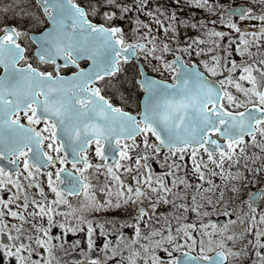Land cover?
<instances>
[{
    "label": "snow or ice",
    "instance_id": "obj_1",
    "mask_svg": "<svg viewBox=\"0 0 264 264\" xmlns=\"http://www.w3.org/2000/svg\"><path fill=\"white\" fill-rule=\"evenodd\" d=\"M183 7L0 0V264H264V0Z\"/></svg>",
    "mask_w": 264,
    "mask_h": 264
},
{
    "label": "rangeland",
    "instance_id": "obj_2",
    "mask_svg": "<svg viewBox=\"0 0 264 264\" xmlns=\"http://www.w3.org/2000/svg\"><path fill=\"white\" fill-rule=\"evenodd\" d=\"M4 2L10 3V0H4ZM154 2H155V0H154ZM160 2L161 3H169L170 6L177 11L179 18L183 19V20H188L190 17H195L197 20H199V19H204V20L217 19V17L209 16V14L204 13L203 11H201L199 9L183 7V0H181L182 10H181V8H177V6L174 3H171V0H160ZM220 2L223 4H226V5L232 4V6H235L237 4H247V0H224V1L220 0ZM242 23H247V24L251 25V24H255L256 22L255 21H244ZM208 27H212V25L209 24ZM216 27L220 31H225V32L230 31L228 28L224 27L223 25L217 24ZM179 31H180L182 40L185 39L187 36L199 35V33L196 30L190 29V28L186 27L185 25H180ZM233 35H235V33H233ZM161 39H163V37H161ZM168 58L170 59L171 57L169 56ZM141 59L143 60V58H141ZM236 59L239 60V57L237 56ZM143 62L151 70V65L145 60H143ZM137 68H138V66H136V64H130V65L126 66V75L120 77V81L124 85L123 88H121V91H124L125 89L127 90L126 94L131 95V99H132L131 102L132 103H134L135 97L138 96L137 90L133 87V84H132V77L136 74ZM166 76H167V74H166ZM134 104H136V102ZM205 159H206V157H205ZM94 162H95V160H94ZM153 167L155 168L156 172H158V173L166 171L165 169H162L159 166V163H155L153 165ZM180 175H184V173H180ZM249 176H250V174H249ZM169 178H171V177H169ZM187 178L191 179L192 181L194 180L193 182L195 183V178L192 176L190 167H189L188 172H187ZM215 182L220 183L219 179H216ZM253 184L254 183L246 184L244 186V188H250V187H252ZM204 187H207V185H204ZM218 194H219V189L217 190V195ZM228 196L232 197L233 194L231 192H228ZM215 198L216 197L213 196V199H215ZM231 207L232 206H229V210H231ZM243 211L246 212L247 209L243 210Z\"/></svg>",
    "mask_w": 264,
    "mask_h": 264
},
{
    "label": "flooded vegetation",
    "instance_id": "obj_3",
    "mask_svg": "<svg viewBox=\"0 0 264 264\" xmlns=\"http://www.w3.org/2000/svg\"><path fill=\"white\" fill-rule=\"evenodd\" d=\"M38 6V5H37ZM26 44H27V42H25ZM128 87V86H127ZM169 180H171V178H168ZM188 180H189V178H187ZM191 182V181H190ZM192 183H194L193 181H192ZM262 187H264V183H262V184H256V183H254L253 185H252V187H250V188H244L243 189V193H242V195H241V200H246L247 199V194L249 193V192H256L257 191V189L258 188H262ZM234 206H236V207H238L239 208V206H240V201H235V205ZM261 207L262 208H264V204H262L261 205ZM247 208H244L243 210H246ZM223 207H221V209H220V211L221 212H223ZM168 211V209L167 208H161L160 209V212H167ZM155 219V218H154ZM211 219L214 221V222H217V223H219V224H223L224 222H225V220H226V218L223 216V215H218V214H214L212 217H211ZM127 232H128V234L130 235L131 234V230L129 229V230H126ZM80 238L81 239H83V236L81 235L80 236ZM69 239H73V237H69ZM98 244H100L101 243V241H98L97 242ZM58 255H63L62 253H58ZM64 259H68V260H71V259H80V257H79V255L78 254H73V255H70V256H68V257H64Z\"/></svg>",
    "mask_w": 264,
    "mask_h": 264
},
{
    "label": "water",
    "instance_id": "obj_4",
    "mask_svg": "<svg viewBox=\"0 0 264 264\" xmlns=\"http://www.w3.org/2000/svg\"><path fill=\"white\" fill-rule=\"evenodd\" d=\"M142 65V62L140 61V66ZM144 71H145V69H144Z\"/></svg>",
    "mask_w": 264,
    "mask_h": 264
}]
</instances>
